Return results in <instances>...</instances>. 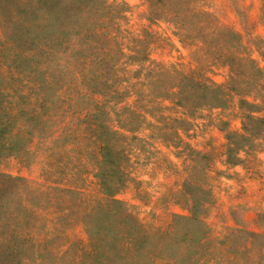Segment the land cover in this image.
Wrapping results in <instances>:
<instances>
[{"label": "rangeland", "instance_id": "374dc122", "mask_svg": "<svg viewBox=\"0 0 264 264\" xmlns=\"http://www.w3.org/2000/svg\"><path fill=\"white\" fill-rule=\"evenodd\" d=\"M63 4L71 11L48 12L44 0H0V70L19 67L30 76L1 85H43L50 74V84L65 88L60 112L27 145L0 154L3 203L20 214L27 238L23 264H77L88 243H97L86 226L98 215L126 238L137 240L143 230L145 246L109 264L246 262L241 245L264 233V135L236 151L238 162L227 161L225 145L244 122L264 132V122L244 117L264 118V0ZM26 50L31 59L24 62ZM246 58L261 74L252 73ZM103 69L117 76L112 86L120 95L89 116L103 97L88 77ZM233 71L241 75L231 80ZM200 84L224 86L227 102L215 105L217 93ZM101 143L111 146V160L124 173L113 196L121 205L106 199L94 176ZM109 174L112 183L116 173ZM191 194L201 201L195 218ZM87 255L82 264H105Z\"/></svg>", "mask_w": 264, "mask_h": 264}, {"label": "trees", "instance_id": "16d2710c", "mask_svg": "<svg viewBox=\"0 0 264 264\" xmlns=\"http://www.w3.org/2000/svg\"><path fill=\"white\" fill-rule=\"evenodd\" d=\"M154 3L161 2L162 0H151ZM44 6L48 9V12H70L71 9H66V6L63 4V0H44ZM183 11V10H182ZM12 31L9 28V32ZM30 49V48H29ZM30 50H26L24 55L20 58L24 62H27L31 59ZM1 52V50H0ZM49 53V51H47ZM3 59L0 56V62ZM245 58H235L237 61H243ZM248 64L252 66V73L261 74V69L257 66L255 61L251 58H246ZM17 64V63H16ZM18 65V64H17ZM19 69V70H18ZM81 78L86 77L87 73L81 72ZM25 74L27 79L30 76H27L26 73L21 70L19 67L17 70L1 71L0 70V154L5 151L18 150L23 146L27 145L33 136L37 135L38 130H42L40 124L47 122L52 118L57 110L60 112L61 106H59V101L61 99V91L65 88L61 85L56 86L50 84L51 79L50 74L44 77L42 84H22L20 86L15 84L1 85V81L7 77L16 78ZM34 77L35 73L31 72L30 74ZM241 73L238 71H233L231 75V80H234L236 76H240ZM80 76V75H79ZM59 78V77H58ZM97 81L92 91H96L101 94L103 97V102L96 104L94 110L88 115L98 116L99 113L105 112L106 103L113 101L114 97L120 95L119 89L112 86L113 80L117 79L115 73L112 71H105V69L100 70L99 72H94L91 74V78ZM198 83V82H197ZM45 84V85H44ZM199 85V84H198ZM180 89V84L178 85ZM203 89L210 90L217 93L215 96V105L219 106L227 102V90L222 85H201ZM231 89H235L234 85H231ZM118 101V100H117ZM242 103L252 106L253 104L242 100ZM57 109V110H56ZM118 113V111L116 112ZM245 119L255 121V122H264V118L253 116L251 114H245ZM106 127V126H105ZM104 127V128H105ZM107 129V128H106ZM113 134H119L118 131L111 127L107 129ZM247 133V134H246ZM264 132H256L246 126V122L243 124V132H231L227 134V161L232 160L233 162L241 161V158L236 153L237 150H245L255 145V138H262ZM242 141V144L240 143ZM245 142L246 144H243ZM111 146L107 143H101L98 146L97 153V166L99 169L94 173V176L98 178L99 184L102 187L103 192L106 195V199L112 203L120 204L119 200L113 198L114 192L118 190L124 184V177L121 166L118 163L114 165L112 158ZM116 154H121V151L118 150ZM112 163V165H110ZM109 167V168H107ZM109 171H115L116 180L112 183L107 182V177L110 176ZM3 192L0 191V264H23L24 257L20 255V249L22 246H25L27 238L19 225L23 220L19 213L14 214L11 210L8 211V201L3 203ZM190 202V208L192 215L191 217L195 218V211L201 201L196 198L194 195L188 196ZM20 206L26 208L25 204L20 201ZM101 214L107 215L108 211H105L106 208H99ZM68 210V209H67ZM125 217H131V214L128 212L124 213ZM86 218H91L92 213L88 212L84 214ZM133 219V218H132ZM135 224L138 225L139 222L133 219ZM16 221L17 226H11V223ZM94 226L91 223V226H86L87 232L93 234L92 237H96L97 243L90 242L88 246L90 247L89 252L83 251L81 257L79 256L77 264H82L86 262V255L95 256L92 258L93 262L96 260L98 262H104L109 264L108 261L114 259H121L126 257L129 251L132 248H143L144 242L140 240V234L143 230L137 231L136 236L137 240L133 237L126 238L125 235L120 233L118 230H111L109 226L103 224V218L99 215L96 217L93 222ZM139 226V225H138ZM95 227V228H94ZM130 232H126L129 234ZM258 239L262 240L263 244L259 245L257 242ZM90 244V245H89ZM98 244V245H97ZM103 246H109L108 249L100 250ZM243 250L247 252V261L242 264H264V233H256L251 237H248L244 244L241 245ZM241 251L240 249L237 250ZM87 255V256H88ZM101 257V259H98ZM235 257H238L235 256ZM239 263V262H237ZM241 264V263H240Z\"/></svg>", "mask_w": 264, "mask_h": 264}]
</instances>
